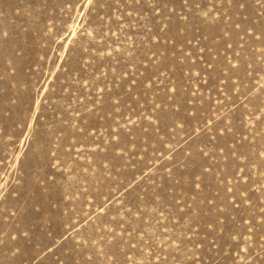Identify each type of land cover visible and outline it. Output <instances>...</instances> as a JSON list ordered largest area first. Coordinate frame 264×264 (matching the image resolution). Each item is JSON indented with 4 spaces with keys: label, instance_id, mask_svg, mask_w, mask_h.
I'll list each match as a JSON object with an SVG mask.
<instances>
[{
    "label": "rangeland",
    "instance_id": "rangeland-1",
    "mask_svg": "<svg viewBox=\"0 0 264 264\" xmlns=\"http://www.w3.org/2000/svg\"><path fill=\"white\" fill-rule=\"evenodd\" d=\"M196 2L200 8L194 13L206 11L209 19L219 15L221 0ZM130 10L123 0H107L91 16L79 0H0V37L8 33L6 40L0 38V264H86L89 257L88 264H262L264 232L258 227L249 231L242 217L259 221L264 212V73L244 76L228 98L197 83L196 77L188 79L189 69L200 71L207 57L219 61L227 56L236 63L233 54L241 51L236 43L230 50L223 47L222 25L198 21L185 33L192 44L182 46L195 63L183 57H173L175 64L172 59L165 62L171 69L166 70L168 77L184 89L186 107L197 109L201 121H231L232 133L220 141L222 145L247 136V155H240L238 146L228 160L211 153L207 160L216 172L197 196L204 212L205 196H218L220 201L230 196L226 185L252 197L232 212L235 221L228 222L223 239L211 245L213 237L203 227L208 217L201 213L196 235L189 230L193 221L182 219L183 213L176 210L192 202V193L175 182L180 173L191 170L184 169L182 153L189 144L193 150L202 147L207 136L201 133L184 143L186 133L177 130L173 159H168L151 130L148 136L135 130L130 152L118 156L119 150L108 144L109 132L117 122L124 123L122 115L131 114L91 103L97 86L111 88L113 75L119 81L122 71L143 72L140 61L147 64L144 54L151 55L141 26L146 21L137 22L135 12L125 15ZM262 15L261 3L253 0L246 25L258 27ZM242 43V56L256 68L264 60V44L247 36ZM204 44L210 53L195 51ZM162 96V91L150 92L148 99ZM208 143L215 149L214 142ZM172 166L179 171L173 167L169 176L166 168ZM25 231L27 239L21 236ZM229 232L235 240L228 239ZM121 237L120 251L113 257V243Z\"/></svg>",
    "mask_w": 264,
    "mask_h": 264
},
{
    "label": "snow or ice",
    "instance_id": "snow-or-ice-1",
    "mask_svg": "<svg viewBox=\"0 0 264 264\" xmlns=\"http://www.w3.org/2000/svg\"><path fill=\"white\" fill-rule=\"evenodd\" d=\"M123 2L125 8L131 9L125 15L131 16L135 12L137 22L146 21L141 26L146 29L145 36L149 42L148 52L151 55H148L147 52L144 54L147 64L143 60L140 61L143 72H140L138 68L132 72L122 71L119 81L113 75L111 88L107 84L104 87L97 86L96 98L91 103L96 108H102L107 104L110 111H119V109L124 108L127 113L137 117L136 120H133L131 115H128L127 118L122 115L123 124L117 122L115 128L109 126L111 131L109 132L108 144L111 145L113 150H119L118 156L130 152L129 144H135L133 135L135 130L144 133L145 136H148L149 130H151L152 138L161 145L163 150L169 153L168 159H173L174 149L171 144L175 139L177 130L186 133L187 139L184 143L194 141L195 138L200 137L201 133L207 136L208 142L215 143V149H211L208 142L201 140L203 146H198L195 150L189 144V147L184 149L182 156L184 169L191 170L180 173L175 182L177 184L183 183L186 191L192 193L191 203L185 201L182 207H176L178 212L183 213L181 218L191 219L193 223L190 225L189 230L198 235L199 232L196 229L200 227L201 213L207 216L208 219L203 227L208 230V235L213 237L210 244L216 245L219 240L223 239L227 223L235 221L232 212L240 210L242 205L251 201L252 197L245 195L242 191H234L232 187L226 185L225 191L230 196L224 201H220L218 196H205L202 202L207 206L208 211L204 212V209L200 208L197 196L203 193L205 188L211 184V178L216 172V168L207 163V160L210 153L211 156L217 159L228 160L230 157L235 156L238 146L240 155H247L243 150L247 136H243L239 141L233 138L231 145H222L220 141L226 135L232 133L231 121L226 117L218 118V124L211 120L201 121L197 109L186 107L187 101L182 94L184 89L181 84L168 77L166 70L171 69L165 62L173 57H183L185 60L195 63L191 61L192 53L185 52L184 47H182L192 44V40L185 35L190 24L195 27L194 22L198 21L202 24L222 25L219 39L223 41V47L230 50L233 48V43H236L237 47L241 49L240 52H234L233 54V58L237 62L233 63V59L227 56L219 61L215 57H207L206 63L202 65L200 71L192 72V69H189L191 75L188 76V79L196 77L197 83L216 88L222 96L228 98L229 93L234 89L238 90L244 76L251 75L253 71L264 73V60L256 68H253V62L242 56L244 36H247L253 42L260 41L264 44V15H262L258 27L254 24L246 25V12L252 8L253 0H221V7L217 8L219 15L213 14L211 19H209L210 14L206 11L193 12L194 9L200 8L196 0H123ZM256 2L261 3V8L264 10V2L262 0H256ZM106 4L107 0H79L80 8L86 7L88 9V16L92 15L93 10L102 9ZM107 6L111 7L110 4ZM72 7H76V5H72ZM145 13H150V15ZM97 18L99 17L97 16ZM65 27H67V22H65ZM250 29H253V31H250ZM82 31L86 32L87 30L83 29ZM7 37L8 33L4 32L0 38L6 40ZM204 39H207V37L201 38V40ZM195 51L210 53L211 49L204 44ZM130 55L134 56L135 50ZM262 55H264V52H262ZM176 62V59H172L173 64ZM220 64H223L222 68L219 67ZM241 73H243V76ZM101 75L107 77L108 73H102ZM138 76L141 78L138 79ZM164 81L167 82L164 83ZM212 81H218V83H212ZM120 82H123V84ZM160 83L164 84L163 88H159ZM124 84L127 85L126 90L114 91V89L123 88ZM157 91H162L163 96L149 100V93L155 95ZM191 95L195 96L196 93L193 92ZM33 103L35 104L36 101L33 100ZM145 105H148V107H145ZM88 111H92V109H88ZM193 122H195V125ZM261 122L264 123V121ZM201 123L202 126H199ZM165 136L168 137L167 140H165ZM173 167H176L179 171L178 166L167 167L166 171L169 176L173 175ZM186 176L187 179H185ZM239 183L240 180H237V184ZM193 204L196 205L195 208ZM261 207L264 208V205H261ZM261 217L259 221L254 216L242 217V219H244L245 226L249 231L252 227H258L264 232V212L261 213ZM8 235L10 240H16L15 236L10 233ZM21 236L27 239L29 233L22 232ZM65 239L67 238L65 237ZM228 239L235 240V236L229 232ZM121 242L122 237L114 241V250L111 251L113 257L120 251ZM199 243H205V241ZM17 251H19V248H17ZM15 254L16 252H13V255ZM90 261L91 257L88 258V262ZM68 264H73V262L69 261Z\"/></svg>",
    "mask_w": 264,
    "mask_h": 264
}]
</instances>
